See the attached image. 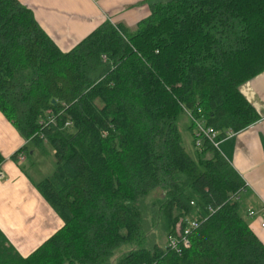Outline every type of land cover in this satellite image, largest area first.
Listing matches in <instances>:
<instances>
[{
  "label": "trees",
  "instance_id": "trees-1",
  "mask_svg": "<svg viewBox=\"0 0 264 264\" xmlns=\"http://www.w3.org/2000/svg\"><path fill=\"white\" fill-rule=\"evenodd\" d=\"M262 72L264 0H154L68 51L0 0V112L26 142L11 159L51 147L35 188L63 221L27 256L0 229V264H264L242 177L207 140L191 156L177 126L185 110L220 132L254 124L239 87ZM186 217L179 254L166 238Z\"/></svg>",
  "mask_w": 264,
  "mask_h": 264
},
{
  "label": "crops",
  "instance_id": "crops-1",
  "mask_svg": "<svg viewBox=\"0 0 264 264\" xmlns=\"http://www.w3.org/2000/svg\"><path fill=\"white\" fill-rule=\"evenodd\" d=\"M29 8L46 34L62 50L68 51L103 22L121 24L129 29L150 14L154 0H18ZM255 107L259 120L234 135L223 138L219 151L245 183L249 227L264 244V72L240 87ZM13 124L0 112V229L21 255L27 256L63 221L42 198L22 164L11 156L25 144ZM38 150V149H35ZM34 150H32V155Z\"/></svg>",
  "mask_w": 264,
  "mask_h": 264
},
{
  "label": "built area",
  "instance_id": "built-area-1",
  "mask_svg": "<svg viewBox=\"0 0 264 264\" xmlns=\"http://www.w3.org/2000/svg\"><path fill=\"white\" fill-rule=\"evenodd\" d=\"M187 114L193 120V134L195 136L194 144L200 149L205 140H207L213 147L219 150L220 140L235 134L232 129H226L223 132L213 128L212 126H208L205 124L204 120L199 117H194L189 111ZM43 122H54V117H48L47 121L42 120ZM41 122V123H43ZM66 125L70 124V121L65 123ZM25 159V155L23 153L18 154L17 161L19 164H22ZM2 176V172L0 170V177ZM213 211L212 209H210ZM257 213L254 210H248L247 216L253 217ZM260 226L264 228V215H261ZM198 222L194 219H190L188 217L184 218L183 224H179L177 226L176 234L172 233L167 236L166 240V248L176 252L181 253L183 249H187L190 246L189 234L192 229L197 228Z\"/></svg>",
  "mask_w": 264,
  "mask_h": 264
},
{
  "label": "rangeland",
  "instance_id": "rangeland-1",
  "mask_svg": "<svg viewBox=\"0 0 264 264\" xmlns=\"http://www.w3.org/2000/svg\"><path fill=\"white\" fill-rule=\"evenodd\" d=\"M193 123H194L193 120L187 114V110L180 113L177 118V126L181 133L183 145L185 149L189 152V154L194 157L195 149H197V147L194 144L195 136L193 134V129H194ZM190 125L193 126L192 130H190L189 128ZM29 147L32 148L30 145ZM45 148H46L45 152L32 149L34 150L33 155H26L24 166H22L25 172L31 178V180L35 183L40 181L44 177L49 176L54 171L55 168L53 151L51 147L47 144H45ZM241 197L244 199L247 196L244 193H242Z\"/></svg>",
  "mask_w": 264,
  "mask_h": 264
}]
</instances>
